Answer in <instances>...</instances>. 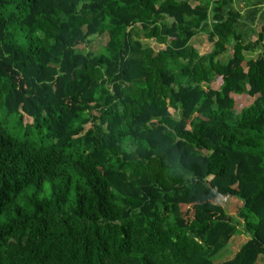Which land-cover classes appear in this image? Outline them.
I'll return each mask as SVG.
<instances>
[{
	"label": "trees",
	"instance_id": "1",
	"mask_svg": "<svg viewBox=\"0 0 264 264\" xmlns=\"http://www.w3.org/2000/svg\"><path fill=\"white\" fill-rule=\"evenodd\" d=\"M232 3L0 0V103L25 129L0 124V264L264 257V23L246 42Z\"/></svg>",
	"mask_w": 264,
	"mask_h": 264
},
{
	"label": "rangeland",
	"instance_id": "2",
	"mask_svg": "<svg viewBox=\"0 0 264 264\" xmlns=\"http://www.w3.org/2000/svg\"><path fill=\"white\" fill-rule=\"evenodd\" d=\"M241 0H238L236 2H240ZM243 1V0H242ZM241 1V2H242ZM239 4V3H238ZM244 7V5H242ZM239 9H244V8H240ZM261 29V25L259 24L257 28L254 29V31L257 30V32H259ZM136 40L140 41L141 44L143 45V47L146 48H150L153 50L154 53H157L159 50H163L164 46L160 43H157L156 41H152V40H145L142 39L141 37L139 38L138 36H135ZM91 41V45L88 51H91L93 53H98L103 46L106 44V36H102V37H93L90 38ZM191 47L194 49V51H197L198 56H202L205 55L206 53H208L210 51V49L212 48V45H209L208 43L205 42V38L203 36V34H200L198 36H195L191 42H190ZM261 51V50H259ZM229 53H230V49H228V51L226 52V54H224L221 58V62L222 63H226V61L229 58ZM246 59L249 58H255L258 54L257 53H246ZM176 118V116H175ZM0 124L6 128V130L14 135V136H18L21 137L23 136V134L25 133V129L20 125L19 123V117L17 115H8L4 106L0 103ZM24 124H30V120L26 119L24 120ZM156 168H157V164H154L152 166V170L153 172L156 173ZM229 199H220V202L224 205H226V209H228V206L230 208V206L234 205L233 203L229 202ZM249 240L247 235L244 234H237V235H233L231 236V238L229 239V241L222 247V249L216 254L215 258H217L216 260H220V261H224L222 259H225L227 256L231 255V254H236V252L239 251V249ZM256 264H264V257L261 256L259 258V260L257 261Z\"/></svg>",
	"mask_w": 264,
	"mask_h": 264
},
{
	"label": "crops",
	"instance_id": "3",
	"mask_svg": "<svg viewBox=\"0 0 264 264\" xmlns=\"http://www.w3.org/2000/svg\"><path fill=\"white\" fill-rule=\"evenodd\" d=\"M231 1L233 2L232 11L234 13H239L241 16V20L237 24L238 34H240L246 42L251 39L253 40L254 35L260 32H257V30L254 31V29L257 28L259 24L262 26L264 23V0H241L242 2H236L238 0ZM242 5H244V7ZM238 7L244 9H239ZM210 23L211 21H209V24ZM246 55L247 54H245V57Z\"/></svg>",
	"mask_w": 264,
	"mask_h": 264
}]
</instances>
